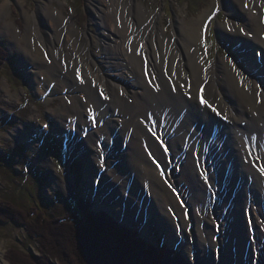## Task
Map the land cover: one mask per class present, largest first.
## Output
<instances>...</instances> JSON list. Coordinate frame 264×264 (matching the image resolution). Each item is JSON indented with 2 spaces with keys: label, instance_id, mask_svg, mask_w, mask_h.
Here are the masks:
<instances>
[{
  "label": "bare ground",
  "instance_id": "bare-ground-1",
  "mask_svg": "<svg viewBox=\"0 0 264 264\" xmlns=\"http://www.w3.org/2000/svg\"><path fill=\"white\" fill-rule=\"evenodd\" d=\"M98 1V10L93 15L99 22L102 54L105 56L100 59L89 53L94 41L84 43L90 36L88 30L78 32L77 36L74 19L56 16L46 7L33 15L27 14L28 38L33 47L30 53L34 63L49 75L50 83L54 85L53 91L62 93L66 99L61 114L62 120H69L70 126L76 131L71 136L73 146L77 143L88 145L85 148L86 155L95 165L96 160L102 159V154L109 155L110 163L117 162L112 173L118 180L124 179L128 172L137 171L136 180L143 185L146 181L152 185L158 182L165 191L162 196L176 205L178 211H182V219L187 224L193 223V215L198 222L201 217L206 220V229L211 228L213 221L219 223L220 219H224L225 222L220 224V230L224 232L223 239L211 238L210 242L214 260L202 254L197 256V259L206 261L205 264L210 260L211 264H218L215 257L227 255L234 246L237 249L249 246L252 264H264V255L260 253H264V174L251 163L245 146L247 136L249 139L254 136L261 143L264 142V0H225L229 11L247 22V35L244 36L237 25L231 26L230 30L226 26L221 27L227 39L243 41L248 48L249 67L242 64L236 71H232L228 61L223 60L204 68L197 47L198 37L193 34V29L189 32L182 25L175 29V33L181 35L186 43H182V47L170 41L165 42L164 37L156 42L153 37L159 28H151L149 23V30H144L129 23L126 12L131 5L128 2ZM137 10L142 15L140 18H144L146 13L143 9L139 7ZM6 31L15 32L10 25H7ZM32 31L37 33L35 42L31 40ZM183 51L186 56L178 60V56L184 54ZM254 52L257 55L254 56ZM51 58L53 66H50ZM219 110H222L221 114L226 110L228 113L223 116L227 119L229 116L232 123L229 119H223L218 114ZM216 122H220V135L226 138L222 149H219L221 144L215 138L211 140L212 136L209 137L208 133V129H212ZM197 134L199 137L195 141ZM116 136L117 142H122V145L126 143L130 147L128 152L111 147V137L116 140ZM157 136L165 141L163 146ZM183 137L192 143L190 147L195 152L199 141L206 143L211 140L215 145L209 149L206 146L199 148L203 156L207 154V160L214 155L216 157L213 158V163L216 161L215 171L210 181L197 168L198 153L190 152L186 155L181 149L185 141ZM98 141H104V150L98 148ZM166 145L172 147L173 155L178 154L182 160L181 176H170L175 177L173 181L176 185L179 182V189L183 190L181 194L184 193L186 197L185 207L195 208L193 215L189 214V220L185 219L186 214L181 210L183 200H179L177 195H171L172 190L165 188L164 174H160L153 162V158L159 163L160 158L169 157ZM177 146L180 148H175ZM174 156L170 158L174 159ZM257 160L264 163L263 160ZM218 171L222 178L218 176ZM210 189L217 194H208ZM156 191L159 193L162 190ZM155 197L158 199L157 194ZM190 197L192 199H188ZM208 200L211 206L217 205L213 214L211 209H196L201 205L200 201L206 205ZM79 202L73 209L80 210ZM229 203L233 209L228 208ZM103 211L116 218L110 211ZM163 214L169 218L170 224H174L170 214ZM199 233L202 232H199L197 226L193 236H197L195 243L202 248L205 239ZM191 235L192 232L188 233V236ZM171 248L180 252L176 247Z\"/></svg>",
  "mask_w": 264,
  "mask_h": 264
},
{
  "label": "rangeland",
  "instance_id": "rangeland-1",
  "mask_svg": "<svg viewBox=\"0 0 264 264\" xmlns=\"http://www.w3.org/2000/svg\"><path fill=\"white\" fill-rule=\"evenodd\" d=\"M125 1L131 5L126 12L130 24L144 30H149V23L151 28H159L153 37L156 42L164 37L165 42L170 41L172 44L182 47L186 43L181 35L175 33V29L179 28L180 25L189 32L193 29V34H197L195 36L198 37L197 47L199 54L201 53V61H204L202 62L204 68L222 60L228 61L232 71H236L238 66L242 64L249 67L250 61L247 54L249 51L247 52L246 43L240 41L241 44H239V41L236 42L232 38L227 39L221 30V27L226 26L230 30L231 26L237 25L238 28H241L240 32L243 33V36L247 35L246 20L241 16L232 14L228 10L225 0H122V2ZM98 6V0H0V58L5 49L9 52L8 58L0 59L2 60L0 61V199L12 200L23 207L36 205L47 210L48 214L52 216L67 213L68 210L73 209L78 200L85 199L90 203L91 211L107 210L113 213L116 217L115 220L118 223L120 221L124 227V232L129 230L134 234L137 233L138 237L142 236L143 239L157 245L163 243L166 248L176 247L191 264H205L206 261L197 259V256L202 254L203 257L214 260L212 258L211 238L223 239L224 232L220 230V224L225 221H223L224 219H220L219 223L213 221L211 228L206 229L204 218L201 217L199 222L195 219L196 217L193 215L195 208L185 207L186 197L183 196L184 193L181 194L183 190L179 189V182L176 185L173 181L176 180L175 177L170 176L171 174H179V176L182 174L183 166L179 155L174 156L172 147L168 148L166 145L169 157L160 158V164L154 158L153 162L157 166V170L161 172L159 173L164 174L165 188L168 191L171 189V195H177L179 200H183L181 210L183 209L186 214L185 219L189 220L191 214L193 215V223L190 224L183 221L182 211H178L176 205L169 203L167 198L162 196L165 191L158 182L155 181L152 185L151 182L146 181L143 185L136 180L137 171L128 172L124 179L118 180L112 173L114 171L112 169L117 167V162L110 163L109 155L104 156L105 154H102V159L96 160L95 165L90 161L89 155H86L85 148H88V145L77 143L73 146L71 136H74L76 131L70 126L69 120H62L61 114L66 99L62 93L53 91L54 85L50 83L49 75L43 66V70H41V66L33 61V56L30 53L33 47H31L28 38L27 14L33 15L42 7L48 8L56 16L74 19L77 36L78 32L88 30L90 36L84 40V43L94 41L93 46L89 48V53L91 52V55L93 54L92 56L97 59L105 58L102 54L103 44L99 35V22L93 15L98 10ZM136 7H141L146 13L144 18H140L142 15ZM33 21L34 19L31 22ZM7 25L13 26L15 32L6 31ZM32 33V36L30 35L31 40L35 42L37 33L36 31H32ZM49 53L51 54V50ZM183 53L178 56V60L186 56V52L183 51ZM253 55L257 54L254 52ZM52 60L53 58L49 60L50 66H53ZM35 72H38L37 76ZM207 104L210 105V102ZM204 106L208 107L207 105ZM220 111L222 110H219L218 114L226 115V110H223L222 114ZM214 117L216 116L214 115ZM223 119L231 121L229 116L228 119L223 116ZM219 123H214L213 128L208 129V133L209 137L212 136L211 140L215 138L217 143L221 144L219 149H222L226 138L220 135ZM98 127L100 128L99 123ZM198 137L199 134L194 140L196 141ZM111 138L113 140L111 147L119 148L122 152H128L130 147L126 143L122 145V142H117V136L116 140L115 137ZM158 140L162 146L165 144L163 139L158 138ZM211 140L206 143L199 141L196 144V152L193 147H190L192 143L184 137V142L181 145V149L183 152L185 151L186 155L190 152L198 153L196 154V156L198 155L196 157L197 168L204 172L205 178H209V181L215 171L216 161L213 163V158L216 157L214 155L213 158L210 157L207 160V154L203 156L199 148L206 146V149H209L211 145L214 147L215 145L212 144ZM245 143L246 150L249 151V160L251 163L253 162L254 166L256 165L255 168L261 174H264V163L257 160L258 158L260 161H264V156L262 157L259 153L264 154V142L261 143V140L254 136H251L250 139L247 136ZM97 144L101 150L105 149L104 141H98ZM172 156L174 159L170 158ZM89 161L91 162L90 167ZM256 162L258 163L256 164ZM121 170L125 171L126 168ZM217 174L221 177L220 171ZM156 189L162 191L157 193ZM211 192L214 193L215 191L210 189L208 194ZM156 194L159 200L155 197ZM215 194L217 193L215 192ZM132 195L135 196L131 198ZM214 198L218 199L217 196ZM188 199H192V197ZM199 204L201 205L196 207L197 210L205 208V211L206 209L210 211L211 209L213 214L217 209V205L211 206L209 200L206 205L201 201ZM227 206L229 209H233L230 203ZM222 209L223 207H221ZM163 213L170 214L172 216L171 221L174 220L175 225L170 224L169 218ZM0 215L4 216L1 208ZM212 217L214 218V215ZM197 226L199 232H202L199 233L201 234L200 237L203 236L205 239H203L205 245L202 248L201 245L195 243L197 236H193ZM115 232L119 237L125 236L122 232L120 233V229ZM191 232L192 235L188 236V233ZM254 233L256 234V231ZM68 234V232L58 231L55 232V237L57 235L58 238L65 237L64 243L68 244V238H70ZM103 236L90 243V248L99 251V253L95 251L93 256L101 255L100 251H103L104 246L99 242ZM12 245L25 251L40 253V242L29 235V229L26 225L22 226V224L0 220V264H13L7 256ZM218 247L220 248V245ZM105 252L107 249L102 254ZM230 252L227 255L216 256L218 264H252L249 246L238 247V249L234 246ZM260 253L261 256L264 255L261 251ZM260 253L257 251V254ZM60 256H63V252H60ZM212 260L207 263L211 264ZM50 262L60 264L56 260V256Z\"/></svg>",
  "mask_w": 264,
  "mask_h": 264
},
{
  "label": "trees",
  "instance_id": "trees-1",
  "mask_svg": "<svg viewBox=\"0 0 264 264\" xmlns=\"http://www.w3.org/2000/svg\"><path fill=\"white\" fill-rule=\"evenodd\" d=\"M8 55L9 52L5 49L4 57L1 55L0 59L4 60ZM79 206L80 210L73 209L63 215L52 216L36 205L23 207L12 200L0 199V208L4 213V216L0 215V220L26 225L29 235L41 245L40 253H32L12 245L7 253L11 262L55 264L50 261L56 256L60 264H191L181 252L173 248L147 242L129 230L124 232L122 224L106 211H91L88 200L81 199ZM119 229L125 236L119 237L116 234L115 231ZM58 231L69 233L68 244L64 243L65 237H55V232ZM102 235L104 236L99 244L102 243L103 251L107 249V252L102 254L103 251H100L101 255L93 256L95 251H99L90 248V243ZM60 252H63L64 257L60 256Z\"/></svg>",
  "mask_w": 264,
  "mask_h": 264
}]
</instances>
